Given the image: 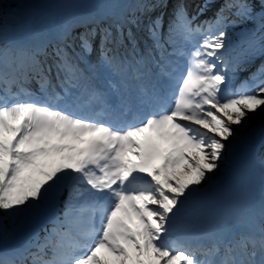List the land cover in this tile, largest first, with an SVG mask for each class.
<instances>
[{
    "label": "snow or ice",
    "instance_id": "obj_1",
    "mask_svg": "<svg viewBox=\"0 0 264 264\" xmlns=\"http://www.w3.org/2000/svg\"><path fill=\"white\" fill-rule=\"evenodd\" d=\"M21 7L0 0V264H264V153L259 209L181 238L264 111V0H106L39 41Z\"/></svg>",
    "mask_w": 264,
    "mask_h": 264
},
{
    "label": "bare ground",
    "instance_id": "obj_2",
    "mask_svg": "<svg viewBox=\"0 0 264 264\" xmlns=\"http://www.w3.org/2000/svg\"><path fill=\"white\" fill-rule=\"evenodd\" d=\"M24 1L25 0H21V3L23 4ZM243 77L244 76L240 77V81H242ZM262 125H264V115L259 117L258 123H256L254 126L250 127L246 131L242 132L239 135L238 139L233 140L232 142V144L236 143L238 145H250L251 146V144L253 143L256 144V147L253 150L255 154H257V161L253 162L251 157L247 156L243 164V167L245 169V174L241 178V183L243 186H250L249 173L251 170L257 169V166H260L259 158L261 154L264 153V127H262ZM231 160L232 158H230V154H229L228 163L224 167H222V169L216 175H214L212 181L208 182L207 184L203 186L206 194L212 190L213 184L216 182L217 179H222L226 175L228 169L230 168V165L232 162ZM33 223L34 222L28 225L25 231H29ZM36 223L37 221H35L34 226L36 225Z\"/></svg>",
    "mask_w": 264,
    "mask_h": 264
},
{
    "label": "rangeland",
    "instance_id": "obj_3",
    "mask_svg": "<svg viewBox=\"0 0 264 264\" xmlns=\"http://www.w3.org/2000/svg\"><path fill=\"white\" fill-rule=\"evenodd\" d=\"M200 2H202V0H197L196 1V3H200ZM221 2H222V0H221ZM193 8H194V5H193ZM193 9H191L190 11H192ZM214 10V9H213ZM212 10V11H213ZM212 11H209L208 13H206V15L203 17L204 19L205 18H207V17H211L212 15H213V13H212ZM233 39H235V37L233 38ZM259 63V62H258ZM254 70V68H252V66L248 69V72H242V73H240V77L241 76H244L243 77V79L242 80H244L245 79V75L248 73H250L251 71H253ZM262 115H264V111H260V112H258V114H256L255 116H253L252 117V119H251V121H250V123H249V125H248V127H246L245 129H243V130H237L238 131V133H239V135L242 133V132H244V131H246L247 129H249L250 127H252V126H254L256 123H258V121H259V117L260 116H262ZM218 173V172H217ZM216 173V174H217ZM215 174V175H216ZM62 215V214H61ZM53 227V225H51V226H49V227H47L49 230L51 229ZM40 235H41V237H43L44 235H45V232L43 231V230H41L40 231Z\"/></svg>",
    "mask_w": 264,
    "mask_h": 264
},
{
    "label": "trees",
    "instance_id": "obj_4",
    "mask_svg": "<svg viewBox=\"0 0 264 264\" xmlns=\"http://www.w3.org/2000/svg\"><path fill=\"white\" fill-rule=\"evenodd\" d=\"M230 32H231V30H229ZM243 129H245V128H243ZM243 129H239V130H243ZM1 215H3V213H1ZM3 223L5 224V225H7V227L10 229V227H12V223L10 222V221H8V220H4L3 221Z\"/></svg>",
    "mask_w": 264,
    "mask_h": 264
}]
</instances>
